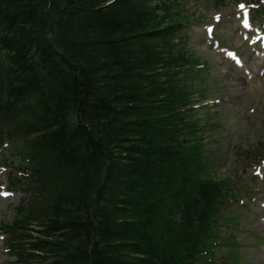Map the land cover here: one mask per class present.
Wrapping results in <instances>:
<instances>
[{
  "label": "trees",
  "instance_id": "trees-1",
  "mask_svg": "<svg viewBox=\"0 0 264 264\" xmlns=\"http://www.w3.org/2000/svg\"><path fill=\"white\" fill-rule=\"evenodd\" d=\"M108 1L0 0V44L16 50L20 72L12 91L34 93L29 113L42 115L31 126L41 130L31 144L45 236L36 256L185 264L182 242L164 245L160 222L175 210L199 220L215 199L198 178L195 135L180 137L190 96L178 70L198 62L175 39L186 17L177 3L150 14ZM4 75L0 107L14 82L5 88ZM34 75L40 82L28 88Z\"/></svg>",
  "mask_w": 264,
  "mask_h": 264
},
{
  "label": "rangeland",
  "instance_id": "rangeland-1",
  "mask_svg": "<svg viewBox=\"0 0 264 264\" xmlns=\"http://www.w3.org/2000/svg\"><path fill=\"white\" fill-rule=\"evenodd\" d=\"M221 1L224 4H229V6L221 7L219 0H188L189 3L193 4L192 11L196 15H201L200 21H194L196 22L193 24L196 32L191 39L190 48L199 49L203 57L208 60L212 90L208 91L206 95L214 99L213 101H217L218 113L222 114L220 119H224L223 125L214 129L212 133L219 140L218 155L222 159L216 174L225 176L230 174L235 152L239 147H244L249 141L255 140L260 130L257 118L262 117L264 114V74L259 75L257 69L258 66H264V58L261 56L256 57L253 48L247 47L242 51L245 65L239 68L232 65L229 60H227L228 62L224 61L219 49L215 50L210 46L204 33V24L205 22H213L212 14L216 10L222 13V18L221 21L215 19V22H217L215 24V36L221 29H224V32H220L222 38L226 43H232L233 46L240 41L241 37L238 33V19L235 15L236 6L230 3L231 0ZM229 20L230 23H228ZM245 67L252 68L253 71H250L252 77L244 74ZM251 110H253L252 113ZM196 116L201 121L206 119L203 109L198 110ZM7 159H14L18 162L13 157L8 156ZM10 165L12 164L7 166L6 171H1V180L5 181L7 179L8 171L17 173ZM246 172L250 174L251 169L247 168ZM14 191L13 196L0 200V222L8 221L11 218L13 207L19 202V198L25 195L21 190ZM254 210L255 214L252 213L251 222H254V225L264 232V224L262 223L264 209L260 206L256 208V205H254ZM257 212H260L262 216H258ZM1 238L0 233V264H12L14 259L8 257L4 252ZM255 254H257V260L264 263L263 254Z\"/></svg>",
  "mask_w": 264,
  "mask_h": 264
},
{
  "label": "snow or ice",
  "instance_id": "snow-or-ice-1",
  "mask_svg": "<svg viewBox=\"0 0 264 264\" xmlns=\"http://www.w3.org/2000/svg\"><path fill=\"white\" fill-rule=\"evenodd\" d=\"M240 7H241V8H243V7H244V5H240ZM231 55H234V54H231ZM238 62H239V61H238Z\"/></svg>",
  "mask_w": 264,
  "mask_h": 264
},
{
  "label": "bare ground",
  "instance_id": "bare-ground-1",
  "mask_svg": "<svg viewBox=\"0 0 264 264\" xmlns=\"http://www.w3.org/2000/svg\"><path fill=\"white\" fill-rule=\"evenodd\" d=\"M24 1H26V0H24ZM33 1H35V2H36V0H33Z\"/></svg>",
  "mask_w": 264,
  "mask_h": 264
}]
</instances>
